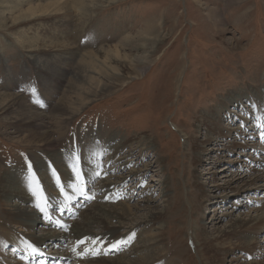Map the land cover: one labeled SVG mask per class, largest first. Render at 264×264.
Here are the masks:
<instances>
[{
	"label": "rangeland",
	"instance_id": "1",
	"mask_svg": "<svg viewBox=\"0 0 264 264\" xmlns=\"http://www.w3.org/2000/svg\"><path fill=\"white\" fill-rule=\"evenodd\" d=\"M3 1L0 0V3ZM30 1L32 6L52 0ZM97 4L99 7L91 8L87 13L90 14L87 17L91 21L86 20L85 16L82 17V12L77 8H72L70 24L66 23L69 24L66 26V32L69 31L71 43L85 56L126 43H132L131 46L139 45L140 35L152 34L147 24L151 21L157 28L154 35L149 36L155 39L160 37L162 42L155 47L147 43L154 48V54L151 55L152 63L143 76H138L139 66L136 63L131 66V62L138 59L135 55L140 51L136 50L123 52L127 54L124 61L130 65L120 70V77L113 78L105 70H97L98 74L106 77L109 87L101 94H92L94 102L71 121L67 133L65 132L56 146L57 152L63 153L67 147H71L74 138L86 140L94 131L103 132L104 137L115 134L116 139L111 141L114 145L136 136H149L156 146L151 150L148 145L139 146L138 142L127 146L116 160L119 161L123 157L127 158L126 161L136 158L140 160L129 162L120 174L112 173L113 168L119 164L114 167L109 165L111 150L106 152L102 148L103 154L96 160L98 170L104 174V178L108 177L114 181L116 177L124 176L127 182L115 180L120 185L107 190L108 194L101 189V179L97 176L87 183L88 192L79 194L80 199L73 197L70 200L71 196H66L60 189V205L64 204L63 206L70 210L74 208L77 215V212L94 203H128L131 206H143L146 198H150L161 209L164 207L162 193L165 191L161 181L166 179L169 182L171 197V206L164 222L168 232V259H174L177 264H212L209 256L202 258L195 247L194 226H203L210 233L216 223V227L221 228L220 231L228 230L231 218H246L252 212L251 209L260 205L262 207L264 204V192L254 191L255 186L250 185L252 179L261 175L264 170V137L261 135L264 133V115L259 112L251 118L249 111L252 107L247 100H242L243 98H238L235 103L223 105V100L230 98L231 92H247L248 100L256 102L258 100L252 93L264 91V0H125L113 5H109V1ZM0 22L5 24L0 26V52L4 61L0 60V85H6L5 80L14 81L16 88L13 93L21 95L24 99L28 96L29 99L39 96L41 102L49 104H52V99H60L68 91V81L74 79V75L67 76L58 87L55 97H48L39 78L49 75L58 78L61 75L59 68L51 70L50 74L43 70L38 73V64L29 61L15 41L14 30L8 31L11 20L0 17ZM46 23L45 21L44 24ZM36 25L37 23H34L32 27L35 28ZM76 62L80 67V62ZM91 66L82 68V72H92ZM72 97L75 99V96ZM260 101L264 103V95H261ZM45 107L49 106H43L40 110ZM225 107L229 109L226 110ZM212 112H217L221 120V132L234 134L227 138H217L215 144L205 146L203 150L207 154L203 157L204 160L199 162L194 158L190 140L199 143L204 141L208 134V123L203 122ZM237 127L242 128L241 132L232 130ZM6 130L12 132L15 128L5 126L0 120V178L5 170L13 167L25 169L21 170V173L25 171V177L30 178L27 174L29 164L32 166L31 157L41 156L43 149L26 147L8 140L3 135ZM188 141L191 145L186 144ZM132 149V153L128 154ZM88 158L91 162L95 160L92 154H89ZM159 158H163L162 167L155 164ZM146 165H151L152 171L145 177H132L133 170L144 169ZM196 177L200 183L206 185L204 189L207 190L204 191L208 195L205 199H202L201 192L197 189ZM226 182H231V187L223 190ZM259 183L261 182L257 184ZM209 188L215 193H210L212 190ZM58 189L50 194L55 196ZM85 194H90L92 200L90 203L82 201L81 204V198ZM226 194L230 195L229 199L222 200ZM77 200L79 205L76 207ZM231 203L241 204L243 208H231ZM49 206L50 216L58 219L59 213L54 211L57 204ZM213 209H216L215 215L219 217V222H213L208 217ZM2 216L0 206V218ZM42 218L44 216L39 220L41 224L35 223L33 235L36 237L49 232H65ZM58 220L81 222L79 215L73 220H69L68 216ZM1 226L0 234L3 232ZM66 231L67 234L70 233ZM98 232L102 234L103 230L95 229V233ZM120 233H125V230L121 229ZM256 238L261 241L256 255L263 261L264 233H258ZM67 239L65 245L61 241L52 240L42 245V248H59L58 253H65L77 244L76 241H70L69 237ZM96 246L99 244L90 243V246L82 251L94 255L91 258H101V250ZM121 247L122 245L117 249ZM90 249H93L91 253ZM241 249L243 248L239 246L231 248L225 256L224 264H230L236 259H233L234 256L242 255ZM8 250L13 251L11 248ZM104 254L103 258H115L124 253L112 250ZM83 258L84 261L91 259L87 256ZM17 259L16 261L19 260Z\"/></svg>",
	"mask_w": 264,
	"mask_h": 264
},
{
	"label": "bare ground",
	"instance_id": "2",
	"mask_svg": "<svg viewBox=\"0 0 264 264\" xmlns=\"http://www.w3.org/2000/svg\"><path fill=\"white\" fill-rule=\"evenodd\" d=\"M108 1L109 5H113L125 0H52L32 6L30 5V0H4L3 3H0V17L4 19L6 17L11 20V27L9 26L8 31L12 32L14 30L16 33L15 41L26 54V58L33 62V64H38V67L36 66L39 69L38 73L43 70L50 74L51 70L59 68L61 75L58 78L50 75L45 78L43 76L39 78V82L45 87L44 91L48 97H55L58 87L68 78L67 76L70 74L74 75V79H71L70 82L68 81V91L60 99H52V104L41 102L39 96L31 97V99L28 96L24 99L21 95L13 93L16 85L12 80H5L6 85H0V120L2 123L4 122L5 126L15 128V131L12 132L8 130L4 131L3 135L16 144L43 149L41 156L31 157V163L36 176L34 177L30 173L27 175L40 179L46 196L43 195V198L49 202V205L57 204V209L67 208L63 206L64 204L60 205L62 199L60 196L61 190L64 191L66 196H71L70 200L73 197L80 199L79 194L86 192V190H82L84 186H87V183L92 182L97 176L101 179V189L105 191H110L113 187L120 185L117 181L127 182V178L124 176L116 177L115 180L117 181H113V179L108 177L104 178V174L99 171L100 169L98 170L99 167H97L96 160L103 154L101 153L102 148L106 152L108 149L111 150L112 157H109V165L114 167L116 164H119L113 168L112 173L120 174L130 164L129 162L140 160L136 158L135 160L126 161V157H120L119 161L116 160V157L121 156L122 151L127 146H132L134 142H138V145L143 147L148 145L150 150L156 146L149 136H136L114 145L111 141L116 139L115 134L104 137L102 135L103 132L94 131L93 135H89L86 140L81 141L80 138L71 140V147H67L63 153L57 152L56 149L71 121L80 115L90 103L94 102L91 98L92 94H101L109 87L107 86L106 77L98 74L97 70L101 71L103 69L109 76L112 75L113 78L120 77L122 75V71L120 70L122 68L126 69L127 65H130L124 61L127 59V54L123 52L136 50L140 51L135 55L138 59L131 62V66L133 63H136L139 66L138 76H143L147 73L149 65L152 63L150 57L154 54V48H151L147 43H151L155 47L156 44L162 42V38L160 39V37H156V39L151 37L154 35L155 28H157L151 21L147 22L149 31L152 32V34H149L151 36L148 34L140 35L138 40L141 43L137 46H131L132 43H126L122 46L119 45L120 47H110L98 53H90L87 56L82 54L83 52L76 50L71 43L69 31L66 32V26L70 24L71 9L77 8L78 11L83 13L80 14L82 17L85 16L86 20H90L87 17L90 15L87 14L89 10L99 7L97 3L105 4ZM24 6L28 7L25 8ZM41 20L47 23H41ZM86 20L84 21L85 25L88 24ZM34 23H37L35 28L32 27ZM0 26H5V24L0 22ZM1 56L2 52H0V60L3 61ZM76 61L80 62V67ZM74 62L76 63L73 64ZM73 66H75L74 69ZM87 66H91L93 70L91 72L87 69L88 72H85V74L82 72V68H89ZM252 94L256 96L258 101L250 102L247 92H231V97L223 100V105L235 103L238 98H243L242 100H247L246 102H249L252 107V110L249 109L251 110L249 111L251 118L257 116L259 112L264 115V103L260 101V97L264 95V91H254ZM72 96H75V99ZM43 106L49 107L40 110ZM225 108L226 110L229 109V107ZM206 123H208V134H206L204 141L199 143L192 139L190 140L192 142V151L195 153L194 158L199 162H202L205 158L204 156L207 154L203 150L205 146L213 145L217 142V138H227L231 134V132L228 134L221 132L223 128L217 112L209 114L203 122V124ZM241 129L240 127L236 129L232 128V130H240V132ZM55 135L57 138H54ZM183 137L187 139L185 135ZM190 141L186 144H190ZM133 150L127 153L131 154ZM89 154L95 157L93 162L89 160ZM142 159L144 160L145 158ZM162 159H157L155 164L162 167ZM94 166L97 168H94ZM21 170L25 169L13 167L5 170L0 178V206L3 212V216L0 218L3 219L0 221L2 225L0 226L3 230L0 234V264H25L22 261L15 260L13 252L8 250L10 246L20 249H41L42 245L52 240L61 241L65 245L64 242L68 240V237L70 241H76L80 244L81 249L78 250L79 252L88 248L90 243H98L99 246L96 247L101 250V258H91L90 260L76 264H177L174 259H168V232L164 223L167 220L168 210L171 206L168 180L164 179L161 181L165 190L162 193L164 207L161 209L150 198H146L147 200L144 201L143 206H131L128 203L117 205L94 203L87 209L80 210L79 213L77 212V215L81 218V222L62 220L65 232H49L48 234L36 237L33 235L35 223H39L44 213H41L40 198L37 197V187L36 189L34 187L35 181L30 182L29 178L25 177V171L21 173ZM150 171H152V166L146 165L144 169L133 170L132 177H145ZM196 180L197 189L201 192L202 199H205L208 195L204 191L207 190L204 189L206 185L204 186L202 182L200 183L198 177H196ZM258 182L261 183L257 184ZM231 184V182L224 183L223 190L230 188ZM250 185H254L255 189L248 187L249 189L264 192V170L261 175L252 179V184ZM57 188L59 189L55 193V196L50 194V192L57 190ZM209 189L212 190L211 188ZM109 191H107L108 194ZM210 193H215V191L212 190ZM229 196V194H226L222 200L229 199ZM78 201H75L76 207L79 205ZM82 201L84 200L81 198V204ZM263 205L262 207L260 205L251 209L252 212L246 218H242L241 216L231 218L228 222V230L220 231L219 229L221 228L218 229L215 223L212 232L208 233L203 226L200 227L196 224L193 228V235L195 247L199 255L204 259L207 258L206 256H209L212 264H224L227 252L231 248L239 246L243 248L241 249L242 255L234 256L233 259H236L230 264H264V260L260 261L256 255L257 249L261 247V241L256 238V235L260 232L264 233ZM237 207L240 210L243 208L241 204L234 205L231 203V208L236 209ZM73 209H71L72 212H74ZM215 211L216 209L210 211L211 213L208 217L213 222H219V217L215 215ZM69 216L68 219L73 220L72 215ZM112 222H114V225H112ZM139 224L141 225L139 226ZM95 229L103 230L102 234L100 232L95 233ZM121 229L125 230V233H120ZM66 230L70 233L67 234ZM26 234L29 236H26ZM118 236L120 237L118 238ZM116 241H121L120 246L127 247L123 252L124 254L118 255L115 258H103L102 254L112 251V245ZM262 249H264V246ZM69 250L63 254L68 258H72L73 251L70 250L71 252H69ZM37 251L39 252V250ZM92 251L93 249H90V253Z\"/></svg>",
	"mask_w": 264,
	"mask_h": 264
},
{
	"label": "snow or ice",
	"instance_id": "3",
	"mask_svg": "<svg viewBox=\"0 0 264 264\" xmlns=\"http://www.w3.org/2000/svg\"><path fill=\"white\" fill-rule=\"evenodd\" d=\"M261 135H262V137H264V133H262ZM29 167H31L30 164H29ZM82 198L86 199L87 197H82ZM120 244H121V241H116L115 244L112 245V250L113 251L117 250V248H118V246H120Z\"/></svg>",
	"mask_w": 264,
	"mask_h": 264
}]
</instances>
